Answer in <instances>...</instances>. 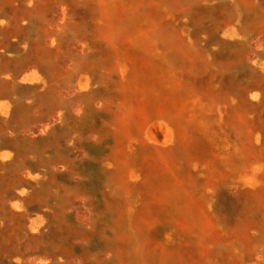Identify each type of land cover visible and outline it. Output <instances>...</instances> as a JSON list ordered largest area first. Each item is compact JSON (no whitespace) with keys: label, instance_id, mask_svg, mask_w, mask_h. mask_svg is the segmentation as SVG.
Returning a JSON list of instances; mask_svg holds the SVG:
<instances>
[{"label":"rangeland","instance_id":"1","mask_svg":"<svg viewBox=\"0 0 264 264\" xmlns=\"http://www.w3.org/2000/svg\"><path fill=\"white\" fill-rule=\"evenodd\" d=\"M122 1L128 8L132 4ZM136 1V7L129 8L141 12L134 33L148 36L152 47L157 46L153 24L161 20L194 34L200 49L215 54L210 67L215 73L208 84L236 99L240 120L252 125L248 137L252 150L261 156L239 158L238 129L206 114L210 131L201 143L202 152L220 165H233L234 172L206 183L200 163L183 162L175 170L191 173V179L175 188L189 208L196 210L198 204L208 213L211 231L205 233L197 220L178 213L175 202H167L154 211L145 228L148 243H154L152 248L145 246V258L154 264H264V210L251 208L252 190L245 179L247 171L264 163V0H187L177 7L158 0ZM41 3L24 2L35 7L21 21L26 43L20 42L21 34L0 40V59L14 58L21 49L39 43L51 22L47 19L58 25L48 46H56L58 52L50 59L32 55L17 67L0 69V84H6L8 93L0 92V264H122L127 252L120 249L119 256L112 250L113 239L118 231L129 232L125 220L116 224L111 216L122 200L137 208L141 193L132 184L115 196L117 184L106 180L105 159L112 156L115 143L107 108L115 103L109 102V107L102 97L103 74L95 65L100 57H107L110 65L117 62L122 45L103 36L97 0H50L45 12L38 7ZM1 20L0 25L8 22ZM74 22L78 27L72 26ZM231 52L237 56L233 63L228 58ZM86 59H93V64L91 60L85 64ZM48 63L60 75L44 85L43 68ZM107 72L109 79H116L114 70ZM108 86L110 93L116 91V85ZM224 106L215 103L219 111ZM16 109L21 114L14 120ZM49 137L52 146L44 144ZM29 139L36 143L35 153L21 151ZM122 148L133 160L127 175H137L142 150L134 130L123 139ZM42 187L46 194L40 193Z\"/></svg>","mask_w":264,"mask_h":264},{"label":"bare ground","instance_id":"2","mask_svg":"<svg viewBox=\"0 0 264 264\" xmlns=\"http://www.w3.org/2000/svg\"><path fill=\"white\" fill-rule=\"evenodd\" d=\"M186 1L158 0V3L164 2L169 6L177 7L183 6ZM24 2L25 0H0V24L1 18L8 20L0 25V40H9L11 36L20 35L25 29L21 21L28 18L35 7H29ZM41 2L38 7L45 12L50 0H41ZM131 3L129 8L132 5L135 8L137 1L131 0ZM97 4L96 9L103 36L117 40L121 43L120 48L123 50L118 61L111 65L107 57H100L97 59L98 62H95L96 67L100 66L99 70L103 74L101 78L104 84L100 83L102 97L109 107V102L115 103L113 108H107L108 111L111 109L109 122L112 125L110 130L115 136V143L112 156L105 159L109 166L106 171V180L117 184L115 196L117 193H125L132 184L135 185L139 194L141 193L137 208L132 209L125 200L117 201L119 203L114 206L115 210L111 216L114 223L119 224L125 220L129 233L118 231L113 239L112 250H115L119 256L120 249L127 252L128 258L122 264H154L153 261L149 262L143 253L146 245L150 248L154 245V243H148L145 228L150 223L154 211L167 202H175L178 213L181 212L193 218L194 221L197 220L199 227L205 233L211 231V218L208 213L198 204L196 210H193L188 207L185 199L178 198L176 185L183 183L184 180H190L191 173L179 169L176 171V167L180 163L196 160L200 163L201 179L206 183L217 182L224 175L234 172L233 165H220L213 156L209 158L202 152V146L210 131L205 115L209 114L217 120H224L233 129H238L236 140L239 143L237 144L239 158L248 161L252 157L260 158L261 156L252 150L248 139L252 125L247 123L244 125L240 120L241 115L238 112L239 106L236 99H229L226 92H222L218 85L208 84V80L212 79L215 73L210 69L214 63L215 54L200 49L201 41L194 34L181 31L177 28L178 24L173 22L162 23L158 20L152 28V37L156 40L157 46L152 47L148 36L144 34L137 36L134 33L136 24L140 22L141 12L129 9L122 0H114L109 4H106V0H97ZM50 15L52 17L53 12ZM49 20H51L50 23ZM54 20L47 19L49 25L44 27L45 30L38 44L33 43L26 49H21L14 58L0 59V69L9 65L17 67L26 59H30L32 55L42 54L49 59L51 55H55L58 52L56 46L48 49L52 40L50 33H54L58 27V25L55 26ZM72 26L78 27L76 22L72 23ZM21 36L23 38L21 37L20 42L26 43L23 40L25 37L22 34ZM11 48L14 49V47ZM235 57L237 56L232 52L231 55L228 54L232 63ZM89 60L93 64V59H86L85 64H88ZM215 63L218 62L215 61ZM55 69L51 63H48L45 69L43 68L44 85L50 82L49 79L60 75V71L57 73ZM109 69L114 70L116 79L108 78ZM109 84L116 85L114 93L109 92ZM6 87L5 83L0 84L1 94L7 93ZM37 95L42 100L43 90L37 92ZM217 101L225 105L223 111L222 108L219 111L215 107ZM20 114L21 111L16 109L13 119L19 118ZM132 130L135 131L142 150L137 156V175H127L126 168L133 160L130 161V158L122 151V141ZM32 142L30 139L27 140L21 151L31 150L35 153L37 146ZM5 143L7 144L6 141ZM52 143L51 137L44 141V144L49 146H52ZM132 175L137 178H133ZM245 179L250 183L252 190L251 208L257 212L263 211L264 163L252 172L247 171ZM40 193L46 194V188L42 187ZM177 223L180 228H185L186 224L182 220H177ZM124 242L126 247L123 245ZM129 247L130 249L127 250ZM199 253H205V248H200Z\"/></svg>","mask_w":264,"mask_h":264}]
</instances>
